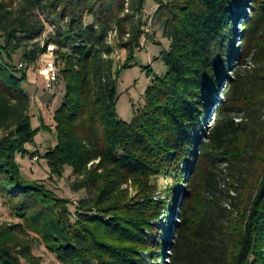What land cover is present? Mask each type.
<instances>
[{"label": "trees", "instance_id": "1", "mask_svg": "<svg viewBox=\"0 0 264 264\" xmlns=\"http://www.w3.org/2000/svg\"><path fill=\"white\" fill-rule=\"evenodd\" d=\"M153 1L167 72L125 122L117 82L146 35V0H0V202L18 220L0 224V264H44L38 244L60 264H264V0ZM52 46L65 91L43 158L87 193L74 212L17 161L41 131L23 84Z\"/></svg>", "mask_w": 264, "mask_h": 264}, {"label": "rangeland", "instance_id": "2", "mask_svg": "<svg viewBox=\"0 0 264 264\" xmlns=\"http://www.w3.org/2000/svg\"><path fill=\"white\" fill-rule=\"evenodd\" d=\"M252 0H249V2ZM250 4H248V9ZM247 9V10H248ZM145 14L143 15V20L145 23L144 31L146 32L145 37L141 41L140 51L137 52L135 64L132 68L123 70L119 76L117 82V91H118V102L116 105V110L119 118L125 122H131L135 116L136 112H139L144 106L145 100V91L153 82V77L156 74L157 76L164 75L167 72V67L165 64L160 61H154L157 59L161 52L167 51L170 47V41L166 39L163 35V32L158 23V19L155 18V12L157 10V5L153 0H146L145 3ZM241 16L238 18L236 29L237 36L235 37V46L231 45L229 42L225 44L226 58L231 59L230 63L231 70L237 66L235 62V49L234 47H240L239 45V22H241ZM91 22V19H87V23ZM53 31V28L49 23L46 24V32L41 38V44L43 41L49 37V34ZM111 35V43L113 37ZM234 46V47H233ZM53 49L48 47L47 54L41 57L39 62L28 71V80L23 84V88L27 94L31 97V108L29 114L31 116L32 127L34 129H40V133L37 135L35 140V145H30L27 147L30 155L25 158L18 157L17 161L20 165L21 172L26 180L37 181L41 184H44L46 188L52 191L57 198H64L70 200L73 205L69 206L72 212L75 211L76 204L87 197L85 191L75 192L73 190V182L75 178L72 173L71 168H66L64 175L61 178L54 177L50 174L47 162L44 160V155L47 150L56 145V138L52 134L54 132L55 124L53 121L54 112L60 107L63 95H64V85L59 82L60 79V69L58 65L57 72L58 78L57 83L53 85L52 89L46 88L47 82L40 75V72L43 70L44 65L49 61H54L56 64V54L55 47ZM124 51H116L115 59L121 65L125 59ZM151 66L152 76H149L146 68ZM248 68L254 69L252 63L248 64ZM229 70V71H231ZM230 75V72H229ZM36 88V90H33ZM225 78L223 77L218 85L219 92L225 91ZM212 99H216L215 96H212ZM209 98L210 106H213V100ZM209 108L207 111L208 121L207 123L211 124L213 119V108ZM202 122V120H200ZM49 127L52 133L46 132L43 127ZM34 154V155H31ZM225 175V173H224ZM166 177L158 179L157 186L159 192L156 194V197H162L161 194L166 184ZM222 187L225 185L222 183ZM231 196H235V193L232 191ZM18 220L14 218L9 210L3 206L0 202V224L2 223H17ZM160 227V226H159ZM33 253L36 256H39L43 259L44 264H60L55 256L49 254L43 245H36L33 250ZM169 255V250L165 251V256ZM166 260V259H165ZM148 263H151L150 259H147ZM155 264H162L160 261H156Z\"/></svg>", "mask_w": 264, "mask_h": 264}, {"label": "built area", "instance_id": "3", "mask_svg": "<svg viewBox=\"0 0 264 264\" xmlns=\"http://www.w3.org/2000/svg\"><path fill=\"white\" fill-rule=\"evenodd\" d=\"M50 49H53L50 47ZM40 75L45 79L47 82L46 88L52 89L53 85L57 83L58 72L57 67L54 61H49L44 65L43 70L40 72Z\"/></svg>", "mask_w": 264, "mask_h": 264}, {"label": "crops", "instance_id": "4", "mask_svg": "<svg viewBox=\"0 0 264 264\" xmlns=\"http://www.w3.org/2000/svg\"><path fill=\"white\" fill-rule=\"evenodd\" d=\"M33 90H36V88H33Z\"/></svg>", "mask_w": 264, "mask_h": 264}, {"label": "water", "instance_id": "5", "mask_svg": "<svg viewBox=\"0 0 264 264\" xmlns=\"http://www.w3.org/2000/svg\"><path fill=\"white\" fill-rule=\"evenodd\" d=\"M170 250V249H169Z\"/></svg>", "mask_w": 264, "mask_h": 264}]
</instances>
